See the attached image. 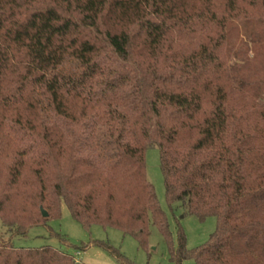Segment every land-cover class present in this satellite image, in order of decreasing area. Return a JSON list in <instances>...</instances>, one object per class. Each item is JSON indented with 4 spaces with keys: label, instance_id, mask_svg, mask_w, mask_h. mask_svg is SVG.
Here are the masks:
<instances>
[{
    "label": "trees",
    "instance_id": "obj_1",
    "mask_svg": "<svg viewBox=\"0 0 264 264\" xmlns=\"http://www.w3.org/2000/svg\"><path fill=\"white\" fill-rule=\"evenodd\" d=\"M151 147L168 203L218 221L200 249L174 244ZM62 202L144 248L155 225L176 264H264V0H0V222ZM0 264L80 263L0 239Z\"/></svg>",
    "mask_w": 264,
    "mask_h": 264
},
{
    "label": "rangeland",
    "instance_id": "obj_2",
    "mask_svg": "<svg viewBox=\"0 0 264 264\" xmlns=\"http://www.w3.org/2000/svg\"><path fill=\"white\" fill-rule=\"evenodd\" d=\"M246 30H248L246 27L239 26L237 31L234 30L233 38L242 36ZM145 160L146 176L153 184L159 204L166 213L175 246L180 231L185 234L188 250L200 249L207 245L218 225L216 217L201 220L186 213L178 204L170 205L166 198L158 147H151L146 152ZM0 239L13 242L19 248H39L44 245L59 248L74 255L80 264H124L119 260L118 255L113 254L106 246L124 255L127 264H176L171 258L165 238L155 225L152 224L150 227L149 242L144 248L133 235L124 234L115 228L93 225L89 230L85 229L73 218L63 202L57 219H50L45 225L32 228L25 235H17L0 222ZM182 264H196V262L195 259L190 258L184 260Z\"/></svg>",
    "mask_w": 264,
    "mask_h": 264
},
{
    "label": "water",
    "instance_id": "obj_3",
    "mask_svg": "<svg viewBox=\"0 0 264 264\" xmlns=\"http://www.w3.org/2000/svg\"><path fill=\"white\" fill-rule=\"evenodd\" d=\"M41 210H42L43 216H44L45 218H48V217H49L48 212H47L46 210H44L42 207H41Z\"/></svg>",
    "mask_w": 264,
    "mask_h": 264
}]
</instances>
